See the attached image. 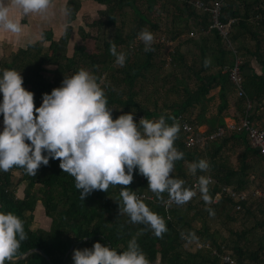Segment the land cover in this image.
<instances>
[{"label":"trees","instance_id":"trees-1","mask_svg":"<svg viewBox=\"0 0 264 264\" xmlns=\"http://www.w3.org/2000/svg\"><path fill=\"white\" fill-rule=\"evenodd\" d=\"M93 1L99 6V17L84 25L104 30L101 45H89L90 39L95 38L83 25L77 30L81 42L71 41L72 22L81 3L67 0L65 7L70 12L66 17L67 32L63 30L56 35L52 29L42 30L43 38L40 33V40L29 42L25 47L18 46L7 60L0 59V69L21 70L23 84L34 92L36 106L41 104L44 92L60 85L64 75L83 67L97 75L108 105L112 107L113 118L129 111L134 112L137 121L143 116L156 119L164 115L171 124L175 118L180 130L174 143L185 155L175 162L172 175L183 178L188 187H192L201 174L211 176L209 192L213 199L210 203L205 201L198 188L187 202H175L166 207L163 202L169 198V193L164 191L157 196L149 187L147 177L134 171L133 181L125 187L137 194L145 191L151 197V200H143L164 218L167 227L158 236L148 224L132 222L127 213L119 212L120 189L124 185H110L107 192L95 189L81 200L75 177L60 167L59 158H50L47 165L41 164L35 175L29 174L23 166L14 165L7 171L0 170V210L19 215L28 234L14 257L30 249H40L45 256L32 251L24 259L6 260L5 264H73L74 248L91 247L99 240L122 250L132 236H136L151 264H228L220 257L227 249L232 250L228 254L233 264H264V195L249 194L245 200L236 201L221 192L222 185L236 191L251 187L264 191V165H260L264 157L250 145L247 134L237 130L226 129L203 146L189 148L184 143L183 122L195 127L206 124V134L225 127L227 95L235 90L227 71L233 63L234 52L217 29L207 30L212 22L211 13L197 8L194 0ZM201 1L208 4L213 0ZM223 1L218 19L226 22L236 18L229 38L241 61L243 89L253 103L251 119L263 128L264 71L256 73L248 56H255L264 65V54L259 51L261 39L257 37L264 33V0ZM170 4L175 12L168 7ZM156 8L160 13L172 15L163 30L161 17L151 18ZM145 27L155 37L150 51L144 50V42L138 36ZM246 33L250 38L255 37L254 51L242 45ZM113 42L118 51L127 52L123 66L116 65V57L110 51ZM217 86L219 103L216 111L208 115L209 94ZM236 97L235 108L241 115L244 98ZM0 121L3 127L2 114ZM224 148L241 149L235 165L223 154ZM200 158L208 160L210 167L198 169L194 175L188 171V162ZM13 171L20 172L16 181ZM20 183L24 184L21 197L16 195ZM38 205L51 220L47 229L32 225ZM211 218L215 219V224L240 220L244 225L249 218L253 222L239 231L228 228L233 236L219 240L215 231L210 230ZM196 221L199 227L194 225ZM184 236L190 241L209 243L211 248L192 249Z\"/></svg>","mask_w":264,"mask_h":264},{"label":"clouds","instance_id":"clouds-1","mask_svg":"<svg viewBox=\"0 0 264 264\" xmlns=\"http://www.w3.org/2000/svg\"><path fill=\"white\" fill-rule=\"evenodd\" d=\"M12 9L20 11V19L11 15ZM62 11L65 16L70 15L67 7ZM29 13L49 16L53 13V0H0V27L20 33L21 19ZM61 26L67 32V22ZM138 36L144 42V50L150 51L153 32L145 27ZM110 51L116 63H126L127 52L118 51L115 42ZM23 80L21 70L0 69V170L20 165L35 175L41 164L59 158L60 167L75 177L81 200L95 189L107 192L110 185H124L120 189L119 212L127 213L132 222L148 224L156 235H162L167 230L164 218L125 185L133 181V173L138 170L147 177L157 196L164 191L169 193V202L182 204L196 195L183 178L172 175L175 162L185 155L174 143L179 122L173 118L170 124L164 115L156 119L143 116L137 121L133 111L113 118L97 75L83 67L64 75L59 86L44 92L39 106L34 104V92L24 86ZM209 167L204 158L188 162L194 175L198 169ZM211 180V176H198L197 187L209 203L213 199L209 192ZM27 235L19 215L0 210V264L13 259ZM72 260L73 264H151L136 236L122 250L99 240L91 247L74 248Z\"/></svg>","mask_w":264,"mask_h":264},{"label":"built area","instance_id":"built-area-1","mask_svg":"<svg viewBox=\"0 0 264 264\" xmlns=\"http://www.w3.org/2000/svg\"><path fill=\"white\" fill-rule=\"evenodd\" d=\"M223 4H224L223 0H213V1H210L208 4L204 3L201 0H194V5L197 8L207 10L211 13L212 22L208 26L207 30H210L212 28L217 29L219 34L221 35V37L227 44L228 48L232 49L234 52L233 53L234 54L233 63L227 69V71H228L229 79L234 85L236 95L238 97L244 98V111L239 116V119L237 120L236 123H232L228 125V128L220 127L217 131L211 134L201 133L198 131L197 127L191 125L188 122H183L182 130L185 132L184 143H185V146L189 148H193L196 145L203 146V144L206 141L222 135L226 131V129L237 130V131L245 132L249 139L250 145L254 148H257L262 154V156L264 157V128L259 127L256 124V122H254V120L251 119V111L253 109V103L247 97L246 92L243 89V86H242L243 77L240 71L241 61H240L239 56L236 55L234 47L232 43L230 42V38H229L230 27L236 21V18L235 17L229 18L226 22H221L218 19L219 11ZM258 17L259 15H256V18ZM192 35H193V32H190V36ZM197 132H199L200 134H198ZM212 181H213V178L211 182ZM197 184H198V181L195 180L192 183V188L197 190L198 189ZM221 192L225 195L230 196L236 201H242L247 198V192L245 190L236 191L231 186H227V185L221 186ZM251 192L255 196H262L261 194L264 193V191H261L259 189L251 190ZM137 195L141 199H144V198L151 199V197H149L146 193H140ZM163 203H165L166 207H168L171 204L175 203V201L169 202V198H168ZM236 208L239 209L240 205L237 204ZM184 238L187 240V242L191 243L196 248H202V247L211 248L209 243H201L195 240L190 241L186 236H184ZM212 250H213V253H216L214 249ZM220 257L223 262H226L228 264H233V260L228 253H224V254L222 253Z\"/></svg>","mask_w":264,"mask_h":264},{"label":"rangeland","instance_id":"rangeland-1","mask_svg":"<svg viewBox=\"0 0 264 264\" xmlns=\"http://www.w3.org/2000/svg\"><path fill=\"white\" fill-rule=\"evenodd\" d=\"M63 1H65V0H63ZM78 1H80V3H81V6H80L81 8H79V10L77 11L75 20L72 22L73 29L71 31V34H72L71 35L72 36L71 41H73V37H74L75 41L81 42L80 36H79V32L77 30H78V26L80 27L81 25H83L85 27V30L93 38H95L93 40L90 39L89 45L92 46L94 43L97 44V45H101V39H102V34L104 33V30L102 28H98L97 26H85L84 25V24L91 23L92 20H94V19H98V17H99V15H98V7L99 6L93 0H78ZM168 7L172 10V12L173 11L175 12V10L173 9L172 4H170ZM156 11L157 12H155V13L153 12L151 14V18H153V17H158V18L161 17L160 20H161V26H162V30H163L164 27L166 26V23H169L172 15H170V14L167 15V14H164V13H160L158 8H156ZM66 17L67 16H65V14H64V16L62 18V23L66 21ZM62 32H63V30H62ZM59 34H56V35H59ZM170 44H172V43H170ZM18 46L25 47L26 46L25 41H23V42H22V40H20L19 42L11 41L10 44H8V43L6 44V42L2 41L0 43V59L1 60H7L9 58L10 53L13 52L14 50H16V48ZM116 65H119V64L117 63ZM49 67H52V66H49ZM141 96H142V94H141ZM138 98L140 99L141 97L138 96ZM212 101L209 102L210 105H211ZM214 105L215 104L213 103L212 107H214ZM258 125H260V124H258ZM0 128H2V127H0ZM229 149L224 148L223 154L229 159L231 164L235 165L237 163L236 162L237 153L241 149L240 148H237L235 150L234 149H230L229 150ZM260 165H264V161L260 162ZM188 171L190 172L189 168H188ZM19 176H20V172L13 171V177H14L15 181H16L17 177H19ZM262 184H264V181L262 182ZM23 187H24V184L20 183V185L16 189V195H18L20 197L22 196V188ZM254 189L261 190L260 188L251 187L250 189L245 190L247 192V196H249V194H252L251 190H254ZM261 195L263 196L264 193H262ZM36 209H38L39 211L36 212V218H38L37 221H33V223H32L34 228L35 227H39V228H42V229L49 228L50 225H51L50 224V222H51L50 218L49 219H48V217L47 218L45 217L46 219L43 218V215H42L43 208L40 205H38ZM245 222L246 223L244 225L241 224L240 220H237V221L232 222V223H227V224H218V223L215 224L216 223L215 219H213V218L209 219L210 230L211 231H215V235H216V237L219 240L222 237L223 238L224 237L228 238V237H232L233 236V234L230 233L228 228L232 229L233 231L234 230L239 231L244 226L252 224L253 220L249 218V220H247ZM194 225L198 226V227L200 226L199 222H197V221L194 222ZM259 231H262V230H259ZM263 238H264V236H263ZM254 245H255V243H254ZM194 247L195 246L192 245V249H194ZM231 252H232V250L227 249V253H231ZM262 254L264 255L263 252H262Z\"/></svg>","mask_w":264,"mask_h":264},{"label":"crops","instance_id":"crops-1","mask_svg":"<svg viewBox=\"0 0 264 264\" xmlns=\"http://www.w3.org/2000/svg\"><path fill=\"white\" fill-rule=\"evenodd\" d=\"M65 5H66V0L65 1L53 0V13L50 14L49 16L45 17L39 13H29L28 15H25L21 19L23 29L20 33H13L9 30L4 29L3 27H0V43L4 41L6 42V44L7 43L10 44L11 41L19 42L20 40H22V42L25 41L26 44L29 42H34V41L41 39L40 33L42 30H45V29H52L54 33L59 34L63 30L61 26L62 18L64 16L62 9L65 7ZM11 15L16 19L21 18V14L18 9H12ZM257 37L261 39V41L259 42V47H260L259 51L261 52V54H264V33L261 32L260 34L257 35ZM73 40H74V37H73ZM242 41H243L242 45H245V47H247L250 50L254 51L257 47L255 44V37L250 38L247 33L243 37ZM248 58L250 59L251 66L254 68L256 73L260 74L264 71V65H262L256 59L255 56H248ZM218 92H219V86L213 88L210 91V94H209V96L211 97L210 101L212 100L213 101L211 105L209 104L208 115L216 111V107L219 103ZM236 99L237 97L235 94V90L230 91L227 95V108L224 112L225 114L224 122H225L226 128H228V125L232 123H236L237 120L239 119L240 114L236 111V108H235ZM213 103L215 104L214 107H212ZM0 127H2L1 121H0ZM198 129H199L198 130L199 132L206 134L208 126L206 124H202L198 126ZM37 211L39 210L36 209L35 214H34L35 221H37L38 219L36 218ZM42 215H43V218L45 217L47 218L44 211H42Z\"/></svg>","mask_w":264,"mask_h":264},{"label":"water","instance_id":"water-1","mask_svg":"<svg viewBox=\"0 0 264 264\" xmlns=\"http://www.w3.org/2000/svg\"><path fill=\"white\" fill-rule=\"evenodd\" d=\"M72 247H73V245L70 246L69 251L72 249ZM32 251H38V252L41 253L43 256H45V254L43 253V251L40 250V249H32V250L30 249V250L26 251L25 253H23V254H21V255H18V256H16V257H13V259L10 260V261L15 262V261H18V260L24 259V258H25L30 252H32ZM46 258H48V257H46Z\"/></svg>","mask_w":264,"mask_h":264}]
</instances>
